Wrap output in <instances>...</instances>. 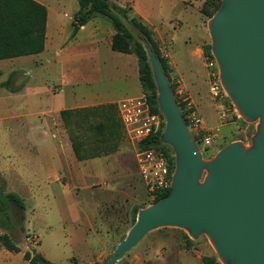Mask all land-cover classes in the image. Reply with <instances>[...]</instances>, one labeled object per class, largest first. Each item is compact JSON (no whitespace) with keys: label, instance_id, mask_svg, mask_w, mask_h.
Returning <instances> with one entry per match:
<instances>
[{"label":"crops","instance_id":"crops-1","mask_svg":"<svg viewBox=\"0 0 264 264\" xmlns=\"http://www.w3.org/2000/svg\"><path fill=\"white\" fill-rule=\"evenodd\" d=\"M33 1L47 9L44 50L0 60V124L12 130V136L18 137L17 151L20 152L19 147H25V152L40 162L54 160L58 173L48 174L53 187H70L73 177L70 170L74 169L77 175L86 168L91 174L100 172L102 175L92 183L93 190L102 188L113 201L126 199L128 193L121 186V180L133 175L132 166L138 169L137 148L120 120L118 106L144 93L138 58L135 54L113 50L116 31L102 17L93 18L73 35V19L79 11V3H72V15L66 20L68 14L63 12L65 4L62 3L68 0ZM110 2L131 8V15L138 17L152 32L167 60L171 82L181 78L186 89L196 96L201 84L196 62L203 60V46L209 35L201 12L204 0ZM28 36L34 38L37 32ZM177 46L183 49L179 50ZM47 63H54L51 68H54L55 77L42 79L38 73L45 70ZM110 104L116 106L114 114L122 131L118 149L101 157L78 160L61 112ZM21 138H24V145ZM12 146L15 145L12 143ZM7 158L10 159V155ZM16 165L0 167V176L9 184L11 192L19 193L11 179L20 176V168ZM37 184L39 187L40 183ZM108 201L96 203L91 212L84 214L91 225L89 231L95 236L101 230L95 229L94 222L100 216L102 219V213L108 210ZM8 261L13 264L11 258Z\"/></svg>","mask_w":264,"mask_h":264},{"label":"water","instance_id":"water-1","mask_svg":"<svg viewBox=\"0 0 264 264\" xmlns=\"http://www.w3.org/2000/svg\"><path fill=\"white\" fill-rule=\"evenodd\" d=\"M207 30L222 87L239 117L254 125L250 145L232 141L206 160L160 58L142 41L175 168L169 194L138 209L104 264H118L162 228L193 241L205 236L221 264H264V0H221Z\"/></svg>","mask_w":264,"mask_h":264},{"label":"rangeland","instance_id":"rangeland-1","mask_svg":"<svg viewBox=\"0 0 264 264\" xmlns=\"http://www.w3.org/2000/svg\"><path fill=\"white\" fill-rule=\"evenodd\" d=\"M68 1L62 3L65 4L63 12L68 14L66 20L72 15V3L78 5L77 0ZM204 17L206 27L209 18ZM209 46L211 41L208 35L207 44L203 46L204 54ZM53 65L54 63H47L45 70L38 73L39 77L54 78L55 71L51 68ZM196 69L201 84L196 96L191 95L189 90L188 95L203 119L205 133L218 135L212 148L199 144L204 158L212 159L220 149L232 141L242 140L249 146L254 125L242 122L241 118V120L232 118L224 124L218 104L209 92L205 61L198 60ZM226 104L228 107L232 105L229 98ZM230 117H234V114L230 113ZM11 132L12 130L0 124V167L17 164L16 166L20 168V176L11 179L13 186L19 191L17 194L25 202L26 210L19 215L12 205L0 201V232L8 234L21 250L20 253H8L0 243V264H9L10 258L13 264H26L24 254L33 251L55 264L107 262L115 246L125 237L133 224L134 207L150 205L147 188L141 181L137 167L132 166L131 177L121 180V186L128 193L127 198L121 201L110 200L111 197L107 198L108 194L100 187L93 190L92 183L96 178L101 179L102 175L100 172L91 174L86 168L77 175L74 169L70 170V175L73 173L70 187L56 188L50 185L48 177L49 173L54 175L58 173L54 160L40 162L32 157V154L26 153L25 147H19L20 153L17 151L18 137L12 136ZM22 140L24 138H21ZM12 143L15 146H12ZM21 143L24 145L23 141ZM136 148L138 149V145ZM9 155L10 159L7 158ZM37 183H40L39 187ZM6 192H11L8 183ZM101 201H108V210H104L102 219L100 216L98 221L94 222L95 229L101 230L95 236L89 231L91 225L84 214L91 212L93 205ZM100 205L102 211L103 206ZM214 256L216 257L215 251L205 236L193 241L183 230L162 228L149 233L118 264H204L205 257Z\"/></svg>","mask_w":264,"mask_h":264},{"label":"trees","instance_id":"trees-1","mask_svg":"<svg viewBox=\"0 0 264 264\" xmlns=\"http://www.w3.org/2000/svg\"><path fill=\"white\" fill-rule=\"evenodd\" d=\"M78 3L79 11L73 19V35L93 18L102 17L108 20L116 31L112 40L113 50L137 56L143 91L147 95L152 110L160 112L157 103V90L142 41H147L160 58L171 86L172 82L168 74L167 60L161 54L159 45L153 39L150 29L138 17L131 15L130 7L118 6L110 0H78ZM220 4L221 0H205L201 12L207 18H211ZM46 21L47 9L33 0H0V60L42 52ZM33 32H37V36L29 37L28 35ZM209 54H211V46L206 52V55ZM180 107L183 109L181 104ZM114 109L116 106L110 104L61 112V118L78 160L83 161L116 152L122 139V131ZM183 116L185 115L183 114ZM242 122L244 121L242 120ZM187 124L189 125V123ZM195 139L198 140L197 137ZM155 140H147L140 147H147L153 142L161 143L160 137ZM166 147L170 152L172 151L169 146ZM171 162L174 165L173 158ZM6 187V180L0 176V201L12 205L19 215L24 213L26 210L24 200L17 193L6 192ZM169 192H166L162 197L168 195ZM139 208L134 207L133 209V223ZM0 243L9 252H21L8 234L0 232ZM24 259L30 264H55L38 252L35 254L26 252ZM203 261L204 264H221L215 256L205 257Z\"/></svg>","mask_w":264,"mask_h":264},{"label":"built area","instance_id":"built-area-1","mask_svg":"<svg viewBox=\"0 0 264 264\" xmlns=\"http://www.w3.org/2000/svg\"><path fill=\"white\" fill-rule=\"evenodd\" d=\"M203 60L208 70L209 92L214 101L218 104L220 115L224 124L231 119L241 120L234 106H227L228 99L219 78V69L216 59L212 53L204 55ZM172 87L177 103L183 106L182 113L185 115L186 123L197 142L203 147L212 148L215 146V139L218 135L206 134L203 129V119L190 101L189 93L181 78L172 81ZM185 109V111H184ZM120 120L125 127L126 133L132 143L138 149L136 152L137 165L143 183L147 188L148 201L152 204L166 192L171 190L172 176L175 168L173 150L170 152L162 141L165 120L161 112H154L148 102L147 95L143 93L138 98L123 101L118 106ZM230 113L234 117H230ZM160 137L161 143L153 142L147 147H140L147 140H154ZM171 148V147H170ZM172 158L174 165H172Z\"/></svg>","mask_w":264,"mask_h":264}]
</instances>
